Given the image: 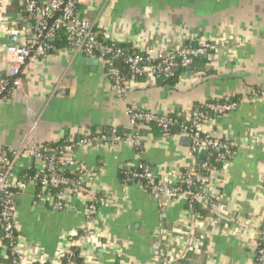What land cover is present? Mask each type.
I'll use <instances>...</instances> for the list:
<instances>
[{"label": "crops", "instance_id": "crops-1", "mask_svg": "<svg viewBox=\"0 0 264 264\" xmlns=\"http://www.w3.org/2000/svg\"><path fill=\"white\" fill-rule=\"evenodd\" d=\"M13 5L4 10L13 32L0 34V86L12 80L4 48L21 27ZM81 14L100 37L135 51L162 53L201 42L217 49L197 69L184 72L177 85H163L148 75L131 82L124 96L116 94L104 61L89 64L91 57L68 47L30 58L21 87L0 98V155H16L12 177L32 167L45 168L33 159V146L69 143L106 129L128 130L130 109L169 114L225 98L237 99V108L212 116L205 129L232 144L236 153L205 182L217 201L215 210L204 205L209 213L193 212L191 220L186 199L161 207L153 196L127 187L122 179L124 169L142 158L161 180L171 182L198 163L188 138L146 133L142 157L127 142L77 148L76 165L69 169L85 170L80 175L84 190L65 192L63 210L40 201L33 183L17 197L15 226L22 260L57 264L72 238L91 226L92 235L83 246L88 264H163L164 253L176 264H256L258 239L264 233V0H85ZM23 39L20 31L15 43ZM92 197L98 210L87 223ZM197 220L204 221L203 229L196 230L201 244L190 250L191 240L185 236ZM1 233L0 228V264H10ZM160 240L164 246L158 245Z\"/></svg>", "mask_w": 264, "mask_h": 264}, {"label": "built area", "instance_id": "built-area-1", "mask_svg": "<svg viewBox=\"0 0 264 264\" xmlns=\"http://www.w3.org/2000/svg\"><path fill=\"white\" fill-rule=\"evenodd\" d=\"M17 3L27 16L20 13L16 24L19 23V33L22 32L24 39L22 42L7 44L4 48V56L9 64L12 80L3 81L0 86V97L5 96L4 93L13 88H19L22 85V70L28 60L36 56H47L49 53L56 50L52 40L55 39L57 33L65 31L69 36V46L76 54H82L87 57L97 58L99 61H104L107 66V75L113 85L116 94L124 96L131 87V82L134 79H127L122 72L115 66V61L124 60L131 68L133 75L147 73L151 77L164 75L172 77L177 68H189L192 66L195 59L204 56L210 58L216 51L217 47L211 42H201L196 45H184L172 49L168 52L156 53L152 48H146L141 51L142 54L128 55L122 46L110 42L105 38H100L99 33L92 23H90L81 14V5L85 0H0V34H10L13 32L8 29L9 21L5 16L6 6H11ZM180 60V62H177ZM157 61H159L157 63ZM238 106L235 102H220L207 103L206 107L213 116H223L234 111ZM131 125L137 126L140 122H155L165 130L171 126H179L182 136L192 141L191 155L200 150L208 151V159L210 150H217L220 155L217 158L218 162H229L235 156L236 150L232 144L222 141L207 131L206 124L212 118L201 107L192 108L187 111L177 112L178 116H183V122H179L172 114H158L155 112L130 109ZM107 141L111 143L127 142L136 150L144 147V139L139 136H128L122 138L116 134L89 132L78 140H72L66 143L60 150L49 148L46 145L33 146L29 149L35 161H41L45 164L47 175L40 178L36 176L30 182L37 186L36 180H40L41 190L38 194L40 201L47 202L51 207L63 210L65 203L62 196L65 192L81 193L84 190L80 180L71 181L69 178L62 176L60 170L72 168L76 165L74 161V151L77 148H82L90 145L93 142ZM49 155L43 158V154ZM10 151H3L0 155V228L3 230L5 239L10 241L15 259L12 264H26L19 254L18 232L15 226V213L17 207V192L25 190L28 184L24 180L12 177V171L15 164V156L10 157ZM207 161H201L192 168H188L185 173L179 172L171 182L161 180L149 166L138 163L133 168H139L140 172H130L133 168L124 169L127 173H131V177L126 179L127 187H139L146 193L158 200L161 207H166L165 202H174L180 199H186L189 206V219L194 218L192 205L200 203L203 206H209L215 210L217 201L210 192L208 185L219 169L209 165ZM82 175L85 171L82 167L77 168ZM76 170V169H75ZM197 170L206 172V176L198 173ZM63 193L59 195L56 201L53 197L52 188L58 187L60 184H69ZM185 187V190H183ZM96 199L92 197L87 209V223H92L94 215L98 208ZM203 220L193 221L197 224L195 228L189 229L186 237L191 240L188 248L190 250H198L201 244V239L196 237V230L203 229ZM191 223V222H190ZM191 223V224H193ZM199 223V224H198ZM91 226L84 230V233L79 236L81 239L72 238L68 251L64 253L61 259L67 255L71 256L72 248H81V255L84 257V241L92 235ZM79 239V240H78ZM185 239L181 242L187 244ZM83 241V242H82ZM264 241V233L258 239L259 242ZM158 245L164 246V241H158ZM7 249V246H5ZM163 264H176L175 260H171L165 253L162 255ZM256 264H264V248L257 249ZM46 263V262H45ZM34 264V263H32ZM56 264V263H49ZM72 264V263H70ZM84 264H88L84 257Z\"/></svg>", "mask_w": 264, "mask_h": 264}, {"label": "trees", "instance_id": "trees-1", "mask_svg": "<svg viewBox=\"0 0 264 264\" xmlns=\"http://www.w3.org/2000/svg\"><path fill=\"white\" fill-rule=\"evenodd\" d=\"M15 7V10L19 11L20 13H22V15L24 16H27V14L23 11V9L17 4L15 3L14 1V5ZM102 38V37H100ZM52 43L55 45L56 49L58 48H65V47H68L69 46V36L68 34L65 32V31H60L59 33H57L55 39L52 40ZM188 45H196V43H190ZM122 48L124 49V51L126 52V54L128 55H136V54H142L141 51H135L133 48H126V47H123ZM143 56H145L144 54H142ZM208 59L204 56H201L197 59L194 60L192 66H190L189 68H177L175 69V74L174 76L172 77H167V76H164V75H159V76H155V79L157 81H159L161 84L163 85H167V86H175L179 83L180 81V77L181 75L188 71V70H191L192 68L193 69H197V64L199 63H205L207 62ZM159 61H157L158 63ZM177 62H180V60H177ZM115 66L122 72V74L127 78V79H134V80H137V81H143L146 79V77L148 76L147 73H143V74H139V75H133L132 74V71H131V68L128 64L125 63L124 60H121V61H115ZM1 98V97H0ZM220 102H235L237 103L238 100L237 99H222V100H219ZM216 101H210V102H207V103H215ZM197 104L194 106V108H197V107H201L202 110L206 111V113H208L210 116H213V114L207 110V107H206V104ZM176 119L179 120V122H183V116H178L177 113H173L172 114ZM104 133L106 134H116V135H119L121 136L122 138H126L128 136H139V137H143L144 139V136L146 133H149V134H156V135H182V132H181V129L179 126H171L169 127L167 130L159 127L157 125V123L155 122H140L139 124H137V126H132L126 130V131H114L112 129H106L104 131ZM94 134H97L94 133ZM145 140V139H144ZM66 142H60V143H57V144H51V145H47V147L49 148H56V149H61L63 146H65ZM143 151H144V147H141V148H138L136 150L137 154L140 155V157L143 156ZM198 152L195 153V156L198 157ZM49 154L46 153V154H43V158H45L46 160V157L48 156ZM220 155V152L217 151V150H210V155H209V159H208V163L209 165L213 166L214 168H217V169H222L224 167V165L227 163L226 161H221V162H218L217 161V158L218 156ZM10 157L12 158V156L10 155ZM199 162L200 159H198ZM47 162H45L46 164ZM139 163L145 165V166H149L148 163L145 162V160H143L142 158L140 159ZM150 167V166H149ZM132 171L130 172H140L139 168H133L131 169ZM188 169H183L181 170L182 173H185ZM199 174L203 175V176H206V172L204 171H201V170H197ZM59 173H62V176H65L66 178H69L71 181H79L80 180V173L76 170H71V169H63V170H60ZM47 173H46V168H43L42 170H39L38 168L36 167H32L31 169H27L25 171H23L19 176H18V180H24L26 181L27 183H30L32 182L36 176H39V179L46 176ZM131 177V173H127L125 171L122 172V179H123V182L126 184V179L127 178H130ZM37 179L36 182H37V187H38V192H40L41 190V186H40V180ZM72 186V183H69V184H60L58 187H54L52 188V193H53V197L55 198V200L57 201L58 198H59V195L61 193H63L68 187ZM183 190H185V187H183ZM17 194L19 195L20 192H17ZM18 197V196H17ZM16 202H17V199H16ZM189 208V206H188ZM192 209L194 212H198L204 216H206L208 213H209V210L207 208H205L202 204L200 203H194L192 205ZM1 234L2 236H4V233H3V230L1 229ZM2 242L4 244V246H7V256H8V262L10 264L13 263V260L15 259V256L13 255V251H12V246L10 244V241L8 239H5L4 237H2ZM261 248H264V241L263 242H259L258 244V249H261ZM84 264V257L81 255V248L79 247H73L72 248V253H71V256L70 255H67L65 257H63L61 259V262L59 264ZM34 264H49V263H39V262H35Z\"/></svg>", "mask_w": 264, "mask_h": 264}, {"label": "water", "instance_id": "water-1", "mask_svg": "<svg viewBox=\"0 0 264 264\" xmlns=\"http://www.w3.org/2000/svg\"><path fill=\"white\" fill-rule=\"evenodd\" d=\"M19 33H15L14 35H12V41L13 43H15L16 41V38L18 37ZM99 60L97 58H89V64H92V65H95ZM188 142V145L191 147L192 146V141L190 139L187 140ZM208 151L206 150H200L199 151V154H198V158L201 160V161H207L208 159Z\"/></svg>", "mask_w": 264, "mask_h": 264}]
</instances>
